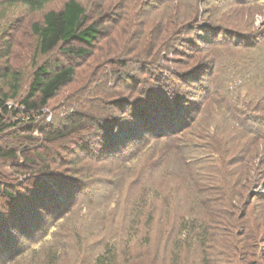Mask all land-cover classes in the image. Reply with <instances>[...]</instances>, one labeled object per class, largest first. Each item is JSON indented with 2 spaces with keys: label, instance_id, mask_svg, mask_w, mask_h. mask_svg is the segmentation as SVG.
Listing matches in <instances>:
<instances>
[{
  "label": "rangeland",
  "instance_id": "374dc122",
  "mask_svg": "<svg viewBox=\"0 0 264 264\" xmlns=\"http://www.w3.org/2000/svg\"><path fill=\"white\" fill-rule=\"evenodd\" d=\"M66 1L51 0L41 10H31L21 3L0 4V90H8L10 80L3 73L9 67L21 76V97L10 99L11 107H18L29 90L34 71L43 63L58 61L74 65L76 70L74 80L49 102L47 115L42 112L36 119L22 122V126L32 127L29 132H3L0 127V144L23 133L42 138L50 126L68 125V121L64 123L66 116L71 121L79 118L72 113L75 105L82 112L85 108L97 109L96 116L106 112L122 115L126 108L114 107L116 99L108 93L122 91L116 96L124 100L129 93L125 86H135L138 81L123 78L124 86L122 76L140 73L141 77L150 74L152 79L155 73L166 83L170 69L184 103L175 112L176 136L173 140L164 137L156 151L157 156L170 152L171 172L165 176L166 168L161 167L150 177L160 195L155 200V220L146 225L147 216H138L133 198L137 185L132 181L137 172L125 175L119 166V158L139 147L141 140H128L137 137L134 133L129 138V134L120 135L125 125L134 129L129 118L117 129L118 145L109 144L105 134L97 131L81 140L73 137L67 155L61 148L57 150L61 160L67 162L61 170H66L67 165L68 169L73 168L78 160L79 165L88 167V173L81 174L76 189L61 180V196H55L52 209L45 210L36 202V194L45 187L42 180L35 187L21 182L28 177L24 175L27 170L19 168L22 162L0 163V171L6 175L4 182L10 183L6 188L17 199L8 203L0 195V226L10 235L7 240L0 238V264H95L96 257L107 248L116 250L119 264H226L219 254L225 243L232 248V263L237 264L246 247L243 248L244 242L237 246L234 237L235 246L242 251L239 253L229 243L228 235L235 236L241 216L257 234L251 242L257 240L258 254L263 256L264 0H80L89 7V19L104 23L105 34L94 42L92 53L79 57L63 52L61 47L66 46L62 45L49 55L36 54L32 24L42 21L48 10L61 9ZM100 5L106 8L104 13L100 12ZM10 42V55L2 57V49ZM154 43L159 57L155 66H161L152 67L150 72L138 71L141 64L131 60L137 54L132 49L138 46L140 51L148 50ZM73 44L82 45L76 41ZM118 59L133 63L114 75L111 63ZM131 110L127 108L125 114ZM12 113L6 123L15 120ZM155 125L148 120L145 128L136 132L150 138L157 131ZM41 127L45 129L40 130ZM31 145L27 146L28 154H33ZM95 153L103 155L98 164L100 171L89 169V164L96 161ZM221 159L233 162L228 167L215 163ZM148 160L149 157L135 158L131 164L139 168ZM112 165L119 169L111 171ZM198 181L201 187L221 186L219 192L208 193L215 201L207 216L203 208L191 209L193 204H186L195 197ZM119 192L123 193L121 197L117 196ZM166 196L172 198L170 205ZM247 200L250 204L243 209ZM202 219L218 229L214 242L198 237ZM9 255L16 257L11 259Z\"/></svg>",
  "mask_w": 264,
  "mask_h": 264
},
{
  "label": "trees",
  "instance_id": "16d2710c",
  "mask_svg": "<svg viewBox=\"0 0 264 264\" xmlns=\"http://www.w3.org/2000/svg\"><path fill=\"white\" fill-rule=\"evenodd\" d=\"M50 1L51 0H0V4L4 5L5 3H10L15 5L17 3H21L29 7L31 10H41ZM100 1H106V3L108 2V0ZM101 7L102 5H100V8ZM88 8L89 7L84 5V3L80 0H67L61 9L48 10L44 14L42 21L34 22L31 26V31L36 36L37 40L36 54L49 55L62 45L66 46L64 48L61 47L63 52L79 57L92 53L90 48L94 47V42L98 38L104 36L105 30L104 23L102 24L99 21L89 19L90 14ZM105 9V7L101 8L100 12L104 13ZM128 20L130 19L127 18L126 21ZM129 25H132V23ZM75 41L81 43L82 45H74L73 42ZM11 46L12 43L10 42L6 49H2V57H8L10 55ZM137 48L138 46H135L132 49V52H136L137 54L131 60L141 64L138 71L143 70L150 72L152 67L157 69V67L161 66L160 63L155 66L159 62V57H156L158 48L157 43L151 45L148 50L146 49L140 51V49ZM131 60L118 59L115 63H111L112 73L116 75L122 72L123 67H130V63H133ZM35 65H37V63ZM118 66L119 69L116 70L115 68ZM167 70H169V75H166V83L161 82L160 77L154 76L155 73L152 79V75L148 74L146 77H141L140 73L135 76L130 77V75H127V78L126 76H122L120 78L122 83L123 80L128 81L129 79L138 78L137 85L135 86H125V83H123L129 92L128 96L123 97L124 100H119L116 96L121 94L122 91H112L111 93H108L109 97L116 99L113 102L114 107L119 106L120 108H126L125 110H127V108H132L130 113L127 115L125 114V110H123L124 113L122 115H114L111 112H106V114H98L96 116L94 113L97 109L93 111L92 109L85 108V111L82 112L80 111V108L75 105L72 113L74 116L79 115V118H75L71 121V117L66 116L64 123L68 121V125H66V123L57 127L50 126L42 138H38L33 133H26L25 135L23 133L20 136L15 135L12 140H5L2 144H0L1 165H4V162L6 161L17 160L22 162L19 164V168L26 169L27 173L24 175L26 176L28 174V177H26L25 181L21 182L28 183L29 186L35 187L38 186L39 181L42 180L45 187L43 190L39 191V194H36V202L38 201L39 207L45 210L52 209L54 208L56 202L55 196H57V194L61 196V186H59V182L61 180H67L66 183L72 184L75 186L74 189H76V187L80 185L81 174L88 173V167H82L79 165L81 161L78 163V160L74 163L73 168L68 169L67 165L66 170H61V165L63 163L66 164L67 162L66 160H61L62 157L58 154L57 150L61 148L64 151V155H67L68 148L72 143L71 141L73 137L81 140L86 136L93 135L97 131L103 132V135L105 134V137L109 140V144L118 145L120 143V139L117 129L122 127V125L126 123V119L129 118L128 123H130L131 126L134 125V129H128L129 126L125 125L124 132L121 130L120 135L121 133V136L129 134V138L131 134L134 133L137 137L130 138L128 140H141L139 141V147L131 151L127 156L119 158L121 162L118 164L121 166L120 169L123 168V173L125 175L137 172V178L132 181L133 185H137L136 193H134L133 198H135V203L138 205V216H140L141 213L144 215L146 214V225L151 224L155 220L154 215L157 211L155 200L160 194L156 190L157 186L155 181L150 177L151 175L153 176L157 170L159 171L161 167L166 168L164 172L165 176L169 175L171 172V161H169V159H171V155H169L170 152L161 153L157 156L156 145H158L160 140L165 141L163 140L164 137L171 140L174 139L176 134H173L177 131L175 123L178 118V116L175 115V112L184 103L183 94H181L178 90L177 86L179 85L175 80L173 72L170 69ZM3 76H5L8 81L10 80V83L7 85L8 90L6 92L0 90V114H2V116H0L1 130L3 132L9 131L10 133L18 130L21 132H29L32 127H24L22 126V122L27 119L34 120L38 115H41L42 112L46 113L45 109L48 107L49 102L58 95L59 91L64 86L70 84L74 80L76 70L74 65H62L58 61H47L38 66L33 73V79L29 86V90L20 100L17 108H14L13 106L11 107L8 101L10 99L21 97V76L17 71L13 70L12 67H9L8 71L3 73ZM139 104H142V106L145 107H139ZM11 113L14 114L15 120L6 123V118H10L8 116ZM22 113L23 116L20 115ZM152 113H154V116L151 115ZM82 116H85L86 119ZM151 117H154L153 121L156 123L155 127L157 128V131L155 132V135H152V137L143 138L142 136L146 134L140 133L141 135H138L136 131L144 129L148 120L149 122H153ZM92 119H95L96 122H92ZM46 127H48V125ZM44 129L45 127H41L40 130ZM122 143L124 142H121V144ZM29 145L34 147L33 154L27 153V146ZM175 150L176 149H172V151ZM94 156L96 161H94L93 164H89V169L91 171H100L98 164L100 162L102 163L103 155L95 153ZM142 157H145V159L148 157L150 158L146 165L142 163V165L138 168L131 164L135 158L141 159ZM130 158L132 159L129 160ZM241 161H243V158L240 159V162ZM218 162L220 165L228 167V165L233 162V159L228 162H226L225 159H221L215 163L218 164ZM217 166L219 165H216V167ZM115 167L116 166L113 167L112 165L111 171L119 169L118 167ZM217 173H220V171L217 170ZM5 178L6 175L2 174L0 171V195L3 194L4 199L8 200L9 203V201L17 199L15 198V193L6 188V185L10 183H7V181L4 182ZM70 180H73L75 184L70 182ZM197 183L198 186L196 187L195 197L192 201L189 203L187 202L186 204L189 206L193 204V206L190 207L191 209H195L196 207L203 208L206 210L207 216V211L211 208L210 206L212 201H215V198L210 197L208 193L212 190L219 192L221 186L213 185V187L209 188L199 186L200 181ZM122 194L123 193L120 194L119 192L117 196L121 197ZM171 199L172 198L169 199V197L166 196L168 205L171 204ZM244 204L245 205L242 206L243 209L247 208L250 202L247 200ZM237 222L235 236L228 235L230 238V240L228 239L229 243L234 246L239 253L242 251L239 247L235 246L236 239L239 244H237V246H241L244 242L245 245L243 248L246 247V253H241L237 264H264V255L259 256L258 254L259 244L257 240L253 244L251 242V239L254 236L255 239H257V234L251 230L252 226L249 225V221H247L244 216H241L238 218ZM139 224L140 220L138 219L137 226L135 227L136 232L139 231ZM193 224H195V222H193ZM210 224L211 222L208 223V221L202 219V223L200 225L202 232L198 234L200 239L205 238V242L209 243L214 242L216 240L214 236L216 237L219 234L218 229L214 225L211 226ZM9 228H12V226ZM189 228L191 229L192 225ZM130 230L131 227H129V231ZM5 232L6 230L2 229L0 226V238L3 240H7L10 237V235ZM234 237H236V239ZM225 244L224 250L220 251L219 254L223 255L222 259L226 264H233L231 261V259H233V255L231 254L232 248L227 243ZM199 246L202 247V245ZM212 248L214 249L215 246L213 245ZM115 252L116 250L111 252V250L107 248L104 253H100L96 257L95 264H119L117 262ZM9 256H11V259L16 257L12 255Z\"/></svg>",
  "mask_w": 264,
  "mask_h": 264
}]
</instances>
